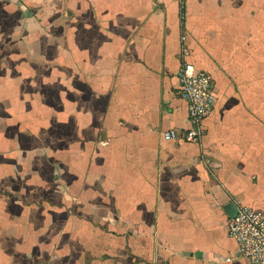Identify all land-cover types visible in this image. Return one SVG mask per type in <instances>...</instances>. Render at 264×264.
<instances>
[{"label":"crops","instance_id":"1","mask_svg":"<svg viewBox=\"0 0 264 264\" xmlns=\"http://www.w3.org/2000/svg\"><path fill=\"white\" fill-rule=\"evenodd\" d=\"M183 61L198 141L163 136ZM238 203L264 211V0H0V264H251Z\"/></svg>","mask_w":264,"mask_h":264},{"label":"built area","instance_id":"2","mask_svg":"<svg viewBox=\"0 0 264 264\" xmlns=\"http://www.w3.org/2000/svg\"><path fill=\"white\" fill-rule=\"evenodd\" d=\"M179 1L183 18L185 0ZM177 74L180 93L188 104L190 126L182 135L176 128H170L163 132V136L167 140L183 136L189 141H198L203 134L202 120L215 104L213 76L209 70L198 69L187 61L181 63ZM227 226L229 234L237 240L240 252L251 264H264V211L238 203L235 214L227 220Z\"/></svg>","mask_w":264,"mask_h":264}]
</instances>
